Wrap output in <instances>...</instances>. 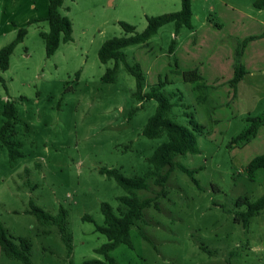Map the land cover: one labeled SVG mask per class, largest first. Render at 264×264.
Listing matches in <instances>:
<instances>
[{
	"label": "rangeland",
	"instance_id": "rangeland-1",
	"mask_svg": "<svg viewBox=\"0 0 264 264\" xmlns=\"http://www.w3.org/2000/svg\"><path fill=\"white\" fill-rule=\"evenodd\" d=\"M191 1L196 28L202 29L208 18L216 17L210 6L217 5L222 14L227 11L233 16V8L264 21V11L258 13L259 7L264 10V0ZM48 9L49 0H0V50L21 29L27 32L16 45L9 68L0 71L4 80L0 82V127L6 121L7 101L13 102L19 123L12 140L21 144L23 155L11 162L8 151L0 146V221L16 244L21 238L31 241L33 264L104 261L95 252L107 242L106 236L95 232L96 224L104 225L101 204L107 202L116 209L118 198L127 192L100 171L117 169L126 178L144 177L152 169L149 159L165 138L143 135L157 101H146L139 109L141 103L133 97L136 80L122 63L115 82H103L114 62L102 64L98 53L107 40L125 36L121 22L142 32L148 17L179 12L181 1L64 0L59 12L71 21L73 40L61 42L51 57L42 38L49 31ZM245 31L257 30L252 25ZM173 34L175 27L168 24L151 39L157 44L154 57L159 69L168 64L159 46L177 42ZM189 35L186 28L178 33L182 40ZM143 48H126L127 62L146 67ZM169 64L171 70L168 65L159 82L141 70L150 86L145 92L168 82L161 90L174 105L171 119L187 125L183 113L189 109L204 126L197 137L200 154L176 158L177 164L195 172L197 183L178 167L164 188L148 179L149 189L137 196L140 200L157 197V205L144 209L143 219L132 227L133 248L121 244L111 256L118 264H264V210L247 227L235 220L247 210L244 199L254 203L264 194V170L252 176L247 171L251 157L264 154V145L258 141L252 148L233 145L232 140L247 127V114L231 116L213 127L208 105L199 102L201 93L194 90L195 84L188 83L193 87L187 88L184 79L178 81L177 58L170 55ZM233 111L231 106L224 109L227 115ZM263 113L260 107L252 115ZM32 206L53 217L61 209L67 211L69 247L56 225H39L36 216L27 213ZM85 216L94 222L84 220ZM0 264L23 263L9 259L0 248Z\"/></svg>",
	"mask_w": 264,
	"mask_h": 264
},
{
	"label": "trees",
	"instance_id": "trees-1",
	"mask_svg": "<svg viewBox=\"0 0 264 264\" xmlns=\"http://www.w3.org/2000/svg\"><path fill=\"white\" fill-rule=\"evenodd\" d=\"M180 1L181 10L179 12L148 17L147 26L142 32H137L134 26L121 22L120 26L125 31V36L107 40L99 50L98 57L102 64H107L110 61L114 62V67L107 69L103 76V82H115L117 70L122 63L126 71L136 80V90L133 93V97L141 103L139 109L143 107L146 101H157L158 106L156 112L149 118L147 124L143 128V135L148 139H160L165 136L166 142L162 143L149 159L152 169L149 170L144 177L126 178L117 169H102L100 171L102 174L114 178L119 186L127 192V195L118 198L119 205L116 209L107 202L101 204L104 225L100 226L96 224L95 232L106 236L107 242L96 249L95 252L103 256L104 261L92 259L84 261L81 264H118L115 258L111 256V252L121 244L133 248L131 241L132 227L143 219L144 209L152 205H157V197L140 200L137 196L139 191L149 189L147 183L148 179H153L154 186L164 188L171 172L178 167L183 173L190 176L192 180L197 183L193 178L195 172L187 169L181 164H177L176 158L179 156L184 157L188 154H200L197 137L203 134L204 126L196 120L194 113L190 112L189 109L185 110L183 113L187 119V125L174 122L171 119L174 109L171 97L161 90L168 82H161L153 86L150 91L145 92L146 81L139 64H129L124 52L128 47L147 44L151 38L158 34L163 26L168 24L174 25L176 36L183 28L192 30L194 28L192 1ZM63 3L64 0H49L48 15L46 17V21L49 24V31L42 34L47 57H51L55 54L61 42L69 43L73 40L72 23L69 18L62 16L59 12ZM26 33V30L21 29L17 38L0 50V71H6L9 68L10 57L16 45L24 40ZM259 37L261 36L248 37L238 41V48L234 58L235 73L233 79L230 81V86L233 89H236L239 81L246 75V69L242 61L246 47L250 41ZM175 46L176 41L173 40L168 49L171 56ZM181 75L186 83L195 84L194 90L201 93L198 96V100L200 103L208 105V112L217 108V105L210 97L211 92L215 88L214 86L206 85L196 70L181 72ZM0 82L4 84V80L1 76ZM3 115L6 121L4 125L0 127V146L8 151L10 161L14 162L23 155L20 152L21 144L12 140L14 127L19 123L16 107L13 102L7 101ZM246 122L247 127L241 134L232 140L233 145L247 144L256 137L258 129L264 127V113L253 117L248 116ZM164 168H168V171L165 174H161L160 172ZM261 169L264 170V154L255 157L247 165V171L251 176ZM243 202L247 204V210L238 213L235 220L239 223H243V225L247 227L251 218L264 210V194L254 203H247L246 199H244ZM238 203H240V201ZM27 213L35 215L39 225H56L64 243L67 247L71 245L72 237L67 227L68 213L66 210L61 209L58 216L53 217L42 209L32 206L31 210ZM84 220L94 222L90 216H85ZM31 247V241L24 238L19 239V243L16 244L13 237L0 221V248L6 257L11 260L20 261L23 264H33L31 261ZM70 264H73V262H70Z\"/></svg>",
	"mask_w": 264,
	"mask_h": 264
},
{
	"label": "crops",
	"instance_id": "crops-1",
	"mask_svg": "<svg viewBox=\"0 0 264 264\" xmlns=\"http://www.w3.org/2000/svg\"><path fill=\"white\" fill-rule=\"evenodd\" d=\"M205 3L208 4L210 1L205 0ZM210 8L216 17L213 20L208 18V22L203 23L202 29L193 26L194 28L189 30L188 39L182 40L179 39L178 35L173 34L178 41L172 56L177 58L179 72L196 70L206 85L215 87L210 97L217 108L208 114V120L211 121L213 127H216L221 125L223 121L229 120L231 116L247 114V117H253L252 114L257 112L260 107L264 108V21H258L244 12L235 11L233 8V16H231V12L227 11H224L226 14H222L218 5L210 6ZM263 11V7H259V15ZM252 25L257 31L246 33L245 30ZM253 36L261 37L248 43L242 57L246 75L239 81L236 89H233L230 86V81L235 73L234 58L238 41ZM151 39L147 44L142 45L144 47L143 56L147 60L146 67H142L139 62L138 64L150 80L159 82L161 73L167 71L168 65L170 67L169 47L159 46L158 50L163 53L168 61V64H163L159 69L160 63L154 57L157 44ZM176 74L178 81H183L182 75L178 72ZM186 85L187 88L193 87L188 83ZM148 87L150 86L146 84L145 90ZM230 106L234 111L227 115L224 109ZM262 133L263 135H261ZM164 138L166 142V137L164 136ZM257 141L264 145V127L258 129L256 137L247 143V147L252 148V143L255 145ZM254 158L251 157L247 165ZM165 169L167 170L165 171ZM163 171L166 173L168 168H164L160 173L165 174Z\"/></svg>",
	"mask_w": 264,
	"mask_h": 264
}]
</instances>
